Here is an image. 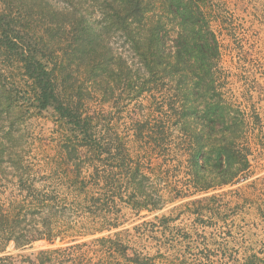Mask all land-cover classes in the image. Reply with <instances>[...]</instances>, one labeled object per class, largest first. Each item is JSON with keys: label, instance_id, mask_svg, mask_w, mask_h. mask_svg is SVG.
I'll return each instance as SVG.
<instances>
[{"label": "trees", "instance_id": "16d2710c", "mask_svg": "<svg viewBox=\"0 0 264 264\" xmlns=\"http://www.w3.org/2000/svg\"><path fill=\"white\" fill-rule=\"evenodd\" d=\"M214 13L207 0H0V264H16L9 244L42 240L65 246L29 263L264 264L204 219L202 202L216 195L180 206L188 229L161 215L119 230L122 207L155 213L249 179L241 142L246 117L259 121L254 77L264 66L238 64L244 88L228 100ZM116 34L130 56L112 48ZM141 98L163 118L131 119L121 134L111 114ZM47 112L54 155L34 164L7 148L14 126Z\"/></svg>", "mask_w": 264, "mask_h": 264}, {"label": "rangeland", "instance_id": "374dc122", "mask_svg": "<svg viewBox=\"0 0 264 264\" xmlns=\"http://www.w3.org/2000/svg\"><path fill=\"white\" fill-rule=\"evenodd\" d=\"M207 5L209 11H215L212 30L215 32L216 38L220 43L222 68L227 72L223 92L229 101L236 103V95L240 91L239 89L244 88L242 84L243 78L236 77L238 64L242 62V65L246 66L249 61L250 63L256 61L261 66H264V0H207ZM111 45L114 50L123 56L129 55L128 46L123 44V38L118 34L111 38ZM240 45L241 47H239ZM260 72L264 73V70H260ZM254 78L255 94L258 98L257 107L259 115L257 117L259 121L255 122V117H246V123L248 121L249 123L246 126L247 132L241 142L250 148L248 156L249 172L247 174L249 179H240L232 185L218 187L208 193H197L191 197L170 202L163 209L155 213H136L122 207L121 223L123 225L119 230L131 228L143 221H149L153 217L161 215H170L172 218L178 219L174 226L178 225L179 227L188 229L191 227L193 218L186 216V207L182 209L180 206L193 199L216 195L213 199L203 200L201 210L205 212L204 219L212 215V217L216 218V222L212 226L213 228H217L222 233H232L236 244L232 242V239H229L231 247L234 245L240 247L244 244L252 246L255 250H259L258 252L262 253L264 259V76L258 73ZM116 94H119L118 91H116ZM125 104V111L120 115L111 114L112 118L117 119V125L121 134L128 133L126 127H129L128 123L131 119H144L147 117L151 119L163 118L162 115L157 114L155 106L152 108L148 100L144 98L131 103L126 102ZM145 107L149 110L152 109V113H150L151 111L147 112V110H144L143 108ZM108 110L116 112L115 107ZM248 113L251 115L250 111ZM20 115L17 116L14 123L20 122L25 114H22L21 117ZM53 122L54 120L48 112L20 122L18 126H14L15 131L7 143V148L12 149L11 151H14V153L22 155L26 161L33 162L34 164L42 163L44 155H54L55 153L58 139L56 138L57 130ZM254 122L255 125L252 124ZM4 126L7 128L8 124ZM167 127L171 135H174L171 127L169 125ZM249 133H251V136ZM234 136L236 137V131L234 132ZM183 168L181 166V170ZM35 169L40 170L42 173L48 172V168L44 166L37 167L36 165ZM181 177V174L178 173L177 180H173L174 185L178 187L184 185ZM180 189H183V187ZM192 193L193 190H190L188 195ZM165 198L169 201L170 195H166ZM223 220L226 221L228 226H225ZM89 238L91 237H86L83 240H88ZM64 246V243L55 242L49 244L42 240L19 250L14 249L13 245L9 244L6 252L16 258V264H31L27 259H33L39 252Z\"/></svg>", "mask_w": 264, "mask_h": 264}]
</instances>
